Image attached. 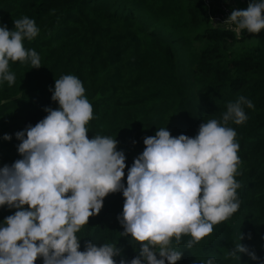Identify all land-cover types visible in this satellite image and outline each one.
Segmentation results:
<instances>
[{
	"label": "trees",
	"instance_id": "trees-1",
	"mask_svg": "<svg viewBox=\"0 0 264 264\" xmlns=\"http://www.w3.org/2000/svg\"><path fill=\"white\" fill-rule=\"evenodd\" d=\"M209 9L205 0H0V24L9 30L15 19L35 20L39 33L23 45L41 59L39 68L10 61L16 79L12 85L0 82V129L5 128L0 133L34 126L47 115L45 107L58 108L51 99L55 79L75 75L93 107L87 136L118 141L117 150L126 157V186L128 168L146 136L166 127L172 136L195 137L202 122L221 120L227 103L245 96L255 108H245L244 123L228 124L240 146L235 176L240 207L191 249L185 247L190 237H183L176 264H199L209 257L216 264H259L247 254L237 260L227 253L241 234L240 243L264 260V29L245 30L237 38L230 28L211 25ZM247 41L254 44L251 50H236L237 43ZM8 142L0 140V158L12 164L21 156L17 151L4 157L15 146ZM123 200L121 191L104 198L99 214L76 234L80 251L92 240L117 243L127 260L138 254L139 243L120 236ZM15 210L0 206V226ZM114 259L118 264L121 256Z\"/></svg>",
	"mask_w": 264,
	"mask_h": 264
},
{
	"label": "clouds",
	"instance_id": "clouds-1",
	"mask_svg": "<svg viewBox=\"0 0 264 264\" xmlns=\"http://www.w3.org/2000/svg\"><path fill=\"white\" fill-rule=\"evenodd\" d=\"M13 23L12 30L0 24V82L9 85L16 79L10 61L41 66L39 54L23 45L39 33L35 20L23 16ZM223 23L237 38L245 30L258 34L264 29V0L233 9ZM51 99L58 108L45 107L44 118L15 133L21 158L0 167V206L16 209L0 226V264H35L38 258L42 264H117L116 256H121L118 264H176L183 237H190L185 247L191 249L238 211L240 146L228 124L244 123L245 108H255L245 96L228 102L221 120L202 122L195 137L172 136L166 127L146 136L128 168L126 186V157L117 150L118 141L87 136L93 107L82 81L72 74L55 79ZM117 191L124 198L117 216L120 236L138 242V254L127 260L117 243L92 240L80 251L76 234ZM241 239L240 234L227 256L239 260L244 253L264 264ZM199 264H216L215 257Z\"/></svg>",
	"mask_w": 264,
	"mask_h": 264
},
{
	"label": "built area",
	"instance_id": "built-area-1",
	"mask_svg": "<svg viewBox=\"0 0 264 264\" xmlns=\"http://www.w3.org/2000/svg\"><path fill=\"white\" fill-rule=\"evenodd\" d=\"M245 4H249V0H244ZM208 6V18L214 27L223 26L229 28L224 20L230 15L233 9L239 10V6L233 0H205ZM0 167H3L0 165Z\"/></svg>",
	"mask_w": 264,
	"mask_h": 264
},
{
	"label": "rangeland",
	"instance_id": "rangeland-1",
	"mask_svg": "<svg viewBox=\"0 0 264 264\" xmlns=\"http://www.w3.org/2000/svg\"><path fill=\"white\" fill-rule=\"evenodd\" d=\"M233 1L235 3H237V5L239 7H244V3H245L244 0H233ZM253 46H254L253 42L247 41V42H243V43H237L235 45V48L238 51H242V50H251ZM3 130H5L4 127H2L0 129V132H3ZM13 131L16 133V130L14 128L7 129L5 133H0V140L6 141V140L3 139L4 134H9L10 135L11 132H13ZM15 133L11 136L12 137L11 140H7V141H9L7 143L8 145H11L12 146V144L15 143V146L13 148L12 147H9V150H13V153H9V154L3 153L4 157L6 155H9L10 157H12V156H14L17 153V150L16 149H17V145L20 143V141L16 139ZM5 164L11 165L10 162L5 163V160L4 159L2 160V157H1L0 158V165H3L4 166ZM157 257L159 258L158 253H157Z\"/></svg>",
	"mask_w": 264,
	"mask_h": 264
}]
</instances>
